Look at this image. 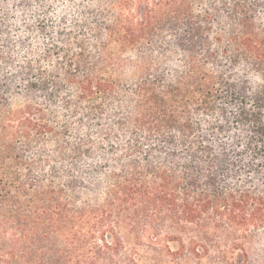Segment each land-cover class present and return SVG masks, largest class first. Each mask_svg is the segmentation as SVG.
I'll return each mask as SVG.
<instances>
[{
    "label": "trees",
    "instance_id": "trees-1",
    "mask_svg": "<svg viewBox=\"0 0 264 264\" xmlns=\"http://www.w3.org/2000/svg\"><path fill=\"white\" fill-rule=\"evenodd\" d=\"M166 224L264 229V0H0V264Z\"/></svg>",
    "mask_w": 264,
    "mask_h": 264
},
{
    "label": "rangeland",
    "instance_id": "rangeland-1",
    "mask_svg": "<svg viewBox=\"0 0 264 264\" xmlns=\"http://www.w3.org/2000/svg\"><path fill=\"white\" fill-rule=\"evenodd\" d=\"M158 232L140 233V238L125 234L123 264H264V229L238 239L237 247L226 232L212 227L166 224Z\"/></svg>",
    "mask_w": 264,
    "mask_h": 264
}]
</instances>
